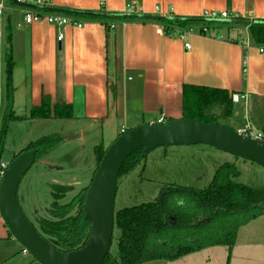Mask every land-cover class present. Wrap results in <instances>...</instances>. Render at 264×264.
<instances>
[{
	"label": "crops",
	"instance_id": "obj_1",
	"mask_svg": "<svg viewBox=\"0 0 264 264\" xmlns=\"http://www.w3.org/2000/svg\"><path fill=\"white\" fill-rule=\"evenodd\" d=\"M49 1L52 7L118 16L204 17L206 11H227L231 19H264V0ZM5 4L8 9L0 22L1 115L6 108V50L10 48L14 62L13 108L16 114L21 115L20 110L26 112L22 115L30 114L34 106L42 104L43 95L50 96L53 103L71 105L74 116L70 119L36 120L43 121L44 125L59 121L61 127L51 132L68 135L73 131V137L68 135L66 141L72 137L79 141L81 148L90 146L88 154L100 143L107 148L123 130L183 118L186 85L246 94V100L234 102L233 113L227 119L233 120L237 124L234 128L239 131L250 119L252 128L258 125L259 129L255 130L263 133L264 52L253 42L248 26L239 29L235 25L232 28L223 25L212 29L209 35L195 26L181 38L179 31L188 30L179 28L167 34L164 26L152 19H123L113 15L106 16L108 19L103 22L76 17L83 26L67 25L60 41V31L54 25L40 21L20 26L23 8L14 0H5ZM129 6H134L135 12L129 13ZM106 23L116 26L108 28ZM8 27L11 28L10 42ZM242 117H246L243 123L240 122ZM92 159L94 165L86 171L96 168V155ZM15 239L0 213V264L16 256L20 242ZM239 239L238 233L230 250L233 256ZM224 246L206 247L168 262L193 264L197 258L191 257L206 251L212 261L219 255L215 249ZM253 246L237 248L238 255L254 253ZM251 256L248 261L252 260ZM257 261L255 259L254 264H258ZM35 264H38L36 260Z\"/></svg>",
	"mask_w": 264,
	"mask_h": 264
},
{
	"label": "trees",
	"instance_id": "obj_2",
	"mask_svg": "<svg viewBox=\"0 0 264 264\" xmlns=\"http://www.w3.org/2000/svg\"><path fill=\"white\" fill-rule=\"evenodd\" d=\"M40 9L57 12L62 10L63 13L74 17L100 19L103 22L108 19L102 12H85L57 7ZM113 17L150 20L138 16L114 15ZM182 18L178 22L168 17L152 20L161 23L167 34H173L179 28L191 30L198 26L200 32L209 35L212 34V29L224 24L242 25L227 21L231 18H225L226 20L200 16ZM242 19L244 18H232V20ZM255 20L257 22L245 26L249 27L253 42L262 47L264 46V19ZM204 27L208 28V32L204 31ZM8 40L11 41L10 27H8ZM13 65V58L9 53L6 108L0 139V180L3 139L11 121L70 119L74 116L71 105L53 103L48 95H43L42 104L34 106L29 115L16 114L13 108ZM183 109L186 118L219 122L217 114L215 112L211 114V111L217 109L221 111V118L227 119L233 113L234 102L231 99V93L226 89L186 85ZM262 131L264 133V127ZM64 138L61 133H52L30 142L21 152L35 150L37 160L54 151L65 140ZM94 150L97 158L95 173L106 152V147L100 143ZM146 153L144 149L133 153L125 162L119 177L138 166L146 158ZM239 172L235 164L226 162L216 171L212 182L206 188L166 186L157 201L115 211V228L121 231L118 238V256L109 252L104 264H142L153 260L174 261L215 245H225L232 249L240 228V225H235V217L254 210L255 213L248 218V221L264 215V189L236 181ZM51 188L53 196L51 218H40L38 231L61 251L69 252L82 248L89 242L91 232V223L85 218L84 209L88 186L82 188L70 202L64 204L61 201L73 190V186L52 183ZM187 195L194 201L197 211L183 209L187 203L179 198Z\"/></svg>",
	"mask_w": 264,
	"mask_h": 264
},
{
	"label": "rangeland",
	"instance_id": "obj_3",
	"mask_svg": "<svg viewBox=\"0 0 264 264\" xmlns=\"http://www.w3.org/2000/svg\"><path fill=\"white\" fill-rule=\"evenodd\" d=\"M224 25L227 28L234 27L233 24ZM244 26L235 25L239 29H244ZM6 52L8 55L10 48ZM6 78L7 76H5ZM214 112L219 117V123L222 125L233 128L237 127V124L233 120L221 118V111L213 109L211 114ZM18 113L22 115L26 112L20 110ZM3 117L4 114H0V139L3 128ZM245 118L242 117L240 122ZM37 120H13L9 123L3 139L1 162L4 161L9 164L15 155H18L30 142L50 135L52 134L51 131H56L61 127L59 121H53L44 125L43 121ZM246 121L244 122L245 126L248 123L252 124L250 119ZM257 126L254 128L259 129ZM61 134L65 137V140L54 151L38 158L26 172L19 186L18 197L21 207L36 228L39 226L40 218H51L50 209L53 202L52 183L73 186V190L61 201L64 204L70 202L82 188L88 186L94 174L95 169L91 170V172L86 170L89 166L94 165L92 158L95 156V147L88 154L86 151L91 149L90 146L86 145L81 148L82 145H79V141L72 138L73 131L68 133V135L72 136L69 141H66L67 137H69L67 133ZM226 162L235 164L240 171L236 181L254 188L264 189V167L253 161L218 150L210 145L195 144L188 145L187 147H158L147 152L146 158L133 170L124 172L118 178L115 211L146 202L157 201L166 186L206 188L212 182L216 171ZM74 166H77L79 171L72 168ZM186 198L188 200H185ZM179 199L187 203L183 206V209L192 212L198 210L189 195ZM254 213L255 210L238 214L235 217V225H240L238 230L240 239L237 248H243L244 245L252 244L254 246L251 248L254 253L248 252V255L245 256L243 254L238 255V249L236 248L235 255L233 256L229 247H218L215 249L219 252L218 257L215 258L214 256L213 260L210 261L212 257L209 259V251H206L203 254L191 257L197 258L194 259L196 261L193 264H239L238 261L243 260L245 261L242 264H254L255 259L258 260V264H264V215L248 221V218ZM120 234L121 231L115 228L110 252L116 257L118 256V238ZM19 244L20 247L16 256L3 264H35L36 259L34 256L31 253H23V246L21 243ZM205 254L207 255L205 256ZM250 256L252 260L248 261ZM228 258H230L229 261ZM205 259L210 262H207ZM142 264L171 263L165 260H153Z\"/></svg>",
	"mask_w": 264,
	"mask_h": 264
},
{
	"label": "water",
	"instance_id": "obj_4",
	"mask_svg": "<svg viewBox=\"0 0 264 264\" xmlns=\"http://www.w3.org/2000/svg\"><path fill=\"white\" fill-rule=\"evenodd\" d=\"M104 15L111 17L114 14ZM123 15L149 19L167 18ZM168 18L177 22L183 19L178 16ZM227 21L242 25L257 22L248 19ZM195 144L214 146L264 167V143L233 127L186 117L147 123L125 130L106 149L86 192L85 218L91 223V232L89 242L82 248L69 252L56 248L38 231L21 207L18 190L24 175L36 161L35 150L18 154L4 171L0 180V213L8 229L38 264H104L111 250L116 226L118 178L128 158L140 149L149 152L158 147Z\"/></svg>",
	"mask_w": 264,
	"mask_h": 264
},
{
	"label": "built area",
	"instance_id": "obj_5",
	"mask_svg": "<svg viewBox=\"0 0 264 264\" xmlns=\"http://www.w3.org/2000/svg\"><path fill=\"white\" fill-rule=\"evenodd\" d=\"M14 3L23 8L24 10V17H23V23L19 24L22 26L23 24H31L33 22H40L44 21L49 24L54 25L58 30L60 31L58 40L63 39V29L67 25H74L78 27L83 26V22L78 20L76 17L65 14L60 11H45L40 8H51L52 4L50 3L49 0H14ZM8 7L5 4V0H0V22L2 20V17L4 16L6 10ZM159 10V7L157 8ZM129 13L135 12V7L134 6H129L128 8ZM204 17L207 18H229L230 15L227 11H206ZM106 26L110 28H114L116 26L115 23L111 24H106ZM191 30L188 31H179L178 36L181 38H185L186 33L190 32ZM204 31L208 32V28L204 27ZM2 32L0 30V36ZM186 47L189 49L191 48V44L188 42L186 43ZM261 51L264 52V46L260 47ZM231 99L233 102H239L241 100H246L247 95L246 94H240V93H232L231 94ZM1 105L2 102L0 100V110H1ZM164 122V121H160ZM123 130L122 132H124ZM240 132L246 136H250L254 139H257L261 142L264 143V133L258 132L257 130L252 128V125L248 123L243 129L240 130ZM9 164L2 163L1 162V176L3 175L4 171L8 167ZM23 253H29L28 249L23 247Z\"/></svg>",
	"mask_w": 264,
	"mask_h": 264
}]
</instances>
